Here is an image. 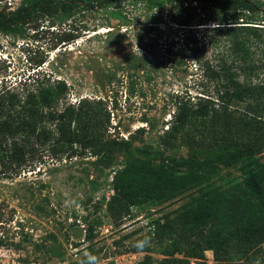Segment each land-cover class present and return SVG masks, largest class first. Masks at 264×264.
Returning <instances> with one entry per match:
<instances>
[{
  "label": "rangeland",
  "instance_id": "obj_1",
  "mask_svg": "<svg viewBox=\"0 0 264 264\" xmlns=\"http://www.w3.org/2000/svg\"><path fill=\"white\" fill-rule=\"evenodd\" d=\"M27 2L0 0V8ZM173 12L163 0H125L34 12L0 29V82L38 72L64 82L53 108L81 101L103 135L77 144L86 118L71 116L68 142H36L15 175L0 167V264H89L90 255L96 264H264V153L250 161L233 150L195 152L191 162L188 132L171 129L175 96L193 100L202 87L193 68L164 62L160 45L180 33ZM94 214L99 223H87ZM212 245L227 252L222 262Z\"/></svg>",
  "mask_w": 264,
  "mask_h": 264
},
{
  "label": "trees",
  "instance_id": "obj_2",
  "mask_svg": "<svg viewBox=\"0 0 264 264\" xmlns=\"http://www.w3.org/2000/svg\"><path fill=\"white\" fill-rule=\"evenodd\" d=\"M122 1L125 0H28L12 11L0 8V29L26 24L34 12L52 15L75 8L92 12ZM163 2L174 10L170 22L180 27L178 37L160 45L164 62L172 70L193 68L194 85L202 86L193 100L186 92L175 96L171 118L172 131L184 129L190 136L189 160L197 161L195 152L207 158L219 150H233L246 156V160H256V155L264 153V0ZM149 41L147 47H154L153 40ZM49 80V75L38 72L15 86L0 82V167L6 175L20 171L25 165V153L30 158L35 156L36 142L42 145L53 137V149L54 144L68 142L62 136L70 128L71 116L77 120L86 118L87 132L77 133V127L74 132L77 144L103 139L96 112L81 111V101L77 109L53 108L68 88L60 80ZM235 102L243 107L232 105ZM98 208L95 206L94 211ZM86 222L97 224L99 218L94 214ZM209 249L216 263L223 261L227 252L221 245ZM254 254H250L249 261L254 260ZM196 259L203 263L202 253Z\"/></svg>",
  "mask_w": 264,
  "mask_h": 264
},
{
  "label": "clouds",
  "instance_id": "obj_3",
  "mask_svg": "<svg viewBox=\"0 0 264 264\" xmlns=\"http://www.w3.org/2000/svg\"><path fill=\"white\" fill-rule=\"evenodd\" d=\"M88 260H89V264H96V260H95V257L94 256H89V258H88Z\"/></svg>",
  "mask_w": 264,
  "mask_h": 264
}]
</instances>
